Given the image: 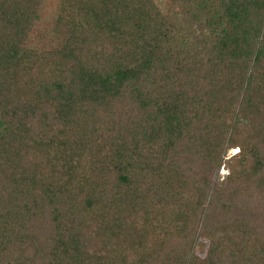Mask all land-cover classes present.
I'll return each mask as SVG.
<instances>
[{
    "label": "trees",
    "instance_id": "trees-1",
    "mask_svg": "<svg viewBox=\"0 0 264 264\" xmlns=\"http://www.w3.org/2000/svg\"><path fill=\"white\" fill-rule=\"evenodd\" d=\"M45 3L0 0V264H264V0H56L38 44Z\"/></svg>",
    "mask_w": 264,
    "mask_h": 264
},
{
    "label": "rangeland",
    "instance_id": "rangeland-1",
    "mask_svg": "<svg viewBox=\"0 0 264 264\" xmlns=\"http://www.w3.org/2000/svg\"><path fill=\"white\" fill-rule=\"evenodd\" d=\"M55 1L56 0H46V3L43 8V12L41 13V16L39 20L37 21V23L34 24L32 28L33 30L29 35V38L32 42L34 43L37 42L38 44L42 42L43 43L49 42V40L47 39L50 36V30H51V25H52L51 24L52 22L51 14L53 13V7L55 5ZM166 6L167 5H165L164 7ZM44 37L46 40L44 39ZM236 152H237V148H227L225 152V158L230 157ZM228 172H229L228 165L224 163L218 168L217 174L215 172V176L218 177L220 181L222 179L225 180V177L227 176ZM207 245H208L207 239L204 237H199L195 240L192 248L196 254L200 256H204L206 249H207Z\"/></svg>",
    "mask_w": 264,
    "mask_h": 264
}]
</instances>
